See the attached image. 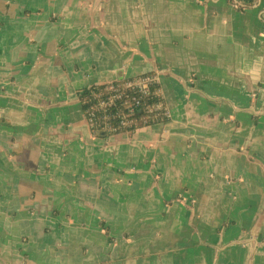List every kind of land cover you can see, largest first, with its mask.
<instances>
[{
    "label": "crops",
    "instance_id": "obj_1",
    "mask_svg": "<svg viewBox=\"0 0 264 264\" xmlns=\"http://www.w3.org/2000/svg\"><path fill=\"white\" fill-rule=\"evenodd\" d=\"M236 7L0 0V264H264V0ZM146 74L168 120L92 137L78 93Z\"/></svg>",
    "mask_w": 264,
    "mask_h": 264
},
{
    "label": "trees",
    "instance_id": "obj_2",
    "mask_svg": "<svg viewBox=\"0 0 264 264\" xmlns=\"http://www.w3.org/2000/svg\"><path fill=\"white\" fill-rule=\"evenodd\" d=\"M229 2L232 5L235 4L236 8L242 11L253 7L257 0H238L237 2L229 0ZM148 77L155 78L152 74H146L109 84L94 85L78 93L81 109L89 124V132L92 137L107 140L122 133L131 136L139 129L168 120L164 106L156 108L157 105L163 103V96L155 80L148 85V91L145 94L136 88H131L125 92L121 90V93L118 94L119 99L114 97L116 94L114 91L122 89L126 83H133ZM108 98L112 100L109 103H107ZM129 99L139 102V106L133 114L127 112L126 104ZM103 102L105 105H101Z\"/></svg>",
    "mask_w": 264,
    "mask_h": 264
},
{
    "label": "built area",
    "instance_id": "obj_3",
    "mask_svg": "<svg viewBox=\"0 0 264 264\" xmlns=\"http://www.w3.org/2000/svg\"><path fill=\"white\" fill-rule=\"evenodd\" d=\"M154 80L156 81L155 78H146L144 80H139V81H135V82H129V83H126L125 86L122 88V89H118L116 91H114V93H116L114 95L115 98H118L119 99V96L118 94L121 93V90L122 91H128L129 89L131 88H136L137 90H139L141 93H147L148 91V85L150 83H153ZM120 91V92H119ZM112 100L110 98L107 99V103L111 102ZM101 105H105V103H101ZM139 106V102L135 99H129V101L127 102L126 104V108H127V112L129 114H133L135 109H137V107ZM161 107V104L157 105L156 108H160Z\"/></svg>",
    "mask_w": 264,
    "mask_h": 264
},
{
    "label": "rangeland",
    "instance_id": "obj_4",
    "mask_svg": "<svg viewBox=\"0 0 264 264\" xmlns=\"http://www.w3.org/2000/svg\"><path fill=\"white\" fill-rule=\"evenodd\" d=\"M103 140V139H102Z\"/></svg>",
    "mask_w": 264,
    "mask_h": 264
}]
</instances>
